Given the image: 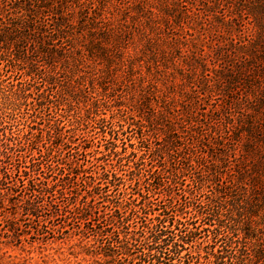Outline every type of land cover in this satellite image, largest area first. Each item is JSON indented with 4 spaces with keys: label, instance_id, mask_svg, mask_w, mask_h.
<instances>
[{
    "label": "trees",
    "instance_id": "obj_1",
    "mask_svg": "<svg viewBox=\"0 0 264 264\" xmlns=\"http://www.w3.org/2000/svg\"><path fill=\"white\" fill-rule=\"evenodd\" d=\"M118 2L113 8L110 0H0V243L19 246L66 234L79 236L112 264H264V249L246 245L258 244L250 239L254 224L247 214L264 189V0H241L229 14L204 8L206 16L221 13L215 17L220 22L251 16L260 29L243 46L247 65L236 64L235 75L215 69V80L205 78L206 90L196 84L193 68L187 69L206 67L203 54L179 33L166 32L184 29L195 4ZM147 58L157 69L162 59L175 71H187L190 89L180 94L147 81ZM3 68L18 78L5 81ZM118 82L139 90L149 110L126 128L116 112L99 113L102 93ZM240 87L244 97L235 98ZM62 91L66 97L89 95L80 116L69 119V131H84L81 120L84 127L96 126L103 149L93 150L94 140L82 133L66 138L61 111L72 110L60 104ZM207 91L210 100L227 96L221 110L200 112V94ZM23 106L38 119L54 110L48 141L34 132L35 120L18 119ZM136 124L139 145L126 137ZM187 140L195 145L193 156L184 152ZM145 156L156 161L148 170ZM186 172L193 184L184 183ZM206 188L205 198L195 202ZM204 233L205 254L189 250L203 245Z\"/></svg>",
    "mask_w": 264,
    "mask_h": 264
},
{
    "label": "rangeland",
    "instance_id": "obj_2",
    "mask_svg": "<svg viewBox=\"0 0 264 264\" xmlns=\"http://www.w3.org/2000/svg\"><path fill=\"white\" fill-rule=\"evenodd\" d=\"M110 1V5L113 8L118 7L119 0ZM240 1L241 0H191V4H195V15L189 20V24L184 25V29L178 27L176 30H173L171 28V30L168 31V29H166V32H171L172 35L173 31L179 33V36L183 37V39H181L183 43L189 46V48H193V50H196V52L203 54V63L206 67L200 66V63L195 64L194 67H186L188 70L190 68H193V70L196 72L197 78H194V80H196V84L200 86L199 89L205 87L204 89L206 90L205 78L211 80L212 76V79H216L214 76L216 75L217 70L215 69H218V71H229V74L231 73L235 75L237 70L236 64L244 65L246 60L245 56L250 59V55L248 53H245V50L248 51V48L245 49L243 48V46L245 43L247 44L249 42H253V40L256 39L258 32H260V29L255 24L253 17L244 15L242 16V20L238 16L233 18L228 17L224 22H220L215 17L220 16L221 13H215V16L214 14L206 16L203 12L204 8L208 6H216V8H218L217 11L226 10V13L229 14L228 10H232L233 8H235V4H238ZM215 2L216 5H213L215 4ZM164 37L166 39L167 36L164 34ZM166 51L169 53L173 51L171 43L170 45H168ZM174 56L175 58L173 60L178 61L179 57L176 53L174 54ZM189 60L190 57L187 59V61ZM157 61L159 62L158 64L160 66V69L156 68V65L153 64V60H148V58L146 59V63L144 65L145 67L143 68L142 73L148 78L147 81L154 80L164 90L173 89L178 93L180 92V94L182 90L186 91L190 89L186 82L187 77H185L187 71H175L173 70L174 66L172 64H168V61L165 62V60L162 59H158ZM214 62H216V65H214ZM181 64L184 65V63ZM148 66L151 68L153 67L151 73H149L148 71ZM183 74L185 75L184 77ZM1 77L5 81L9 82L11 81L10 79L18 78V75H16L15 77L14 73L7 72V68H3ZM57 77L61 83L65 81L64 74L58 73ZM38 81L42 86H44L41 79ZM119 81H121V79ZM48 92L53 94L57 91L50 88V91ZM63 93L64 92L62 91L61 94L58 95L60 97V104L68 105L67 108H71L72 110L71 113H66L65 108L62 107L63 110L61 111L66 115L61 119L63 121L61 126L63 127V132L65 133L66 138L73 136L74 133L78 135L82 133L85 138L94 140L95 146L93 147V150L103 149L102 134H100L99 129L95 128L96 126L84 127L82 124L83 120H81V123L79 125L85 129L84 131H69V129L71 128L69 127V119L71 122H74L75 116H80L79 112L81 111V108L84 107L85 100H87V97L89 95L86 92H83L77 94L76 96L74 95L66 97ZM106 93V95L102 93V96L100 97V115L103 117H109L112 112H116L117 116L115 120H125L126 124L125 122H122V125H124L125 128L127 127V122L136 121L137 123V121L141 120V117L143 118L144 115L147 116L149 113V110L144 109L142 106L144 100H142L141 96L139 95V90L135 92V89L127 88L124 83L118 82L117 84H113L111 87H109V90ZM233 93L235 94V98L244 97V92L241 90V87L239 89H236ZM205 94L206 95L200 94V96L203 98V101L201 102L202 104L199 107L200 110H202L200 111L201 113H210V111L212 110L222 109V105L227 98L226 95L221 94L219 96H215L214 93L213 95L215 97L213 98V100H210L209 92L207 91L205 92ZM93 96L96 95L94 94ZM72 98H75L76 101ZM37 112H39V110ZM35 114L36 111L34 109H31V107L27 109L25 106H23L20 110V113H18V119L22 122H24L25 120H29V122L35 120L36 122L32 124L36 128L34 132H40V136H42L41 138L48 141L49 136L47 130L49 129V124L47 122L49 119H52L51 116L55 115L54 110H46L42 114V119H38L40 117H37V115ZM38 116H41V114ZM44 119L47 121L45 122ZM137 125L138 124L128 129L126 137L128 136V138H131L132 140L129 142V144L134 143L136 145H139L135 138ZM110 127H112V124H109L108 130H110ZM77 138L80 137H76V139ZM77 140V142H80L79 139ZM183 143V146H185L184 152L186 156H193V146L195 145H192L188 140L186 142L183 141ZM98 146H101V148H99ZM203 150L206 151L205 155H210L207 147H203ZM217 156L220 158L223 157L222 154H218ZM145 158L146 161L148 160L147 165L145 166L147 170L150 169L153 165H156V161H150L151 158H149V156H145ZM212 159L213 158H210L209 156V158L206 160L209 161L208 164L211 163ZM98 163L103 164V161H100ZM182 166H186V163L185 165L182 164ZM193 169V172H196L197 176L203 178L204 173L199 168V166H195ZM124 170H127V167H125ZM191 176L193 175L189 174V172H186V177L183 178L184 183L193 184L191 181ZM192 186L196 187L195 185ZM176 189L177 188H175V190ZM209 190L210 188L204 189L202 194L200 193L201 197L198 196L195 202L198 203L203 200L205 198L204 194ZM163 194L166 193L163 192ZM247 215L250 220H253L254 224L251 228L252 230L254 226V230L251 233L250 239L255 240L256 242H258V244L252 246L251 242H247L246 245L250 248V251H252L253 248H255L256 251L260 248L264 249V189H261L259 191L258 198L256 199V202L253 204V206L250 207ZM201 225V220H197L196 226L200 227ZM205 236V233L202 234L201 239L199 240V242L201 243L204 242L203 245H201L200 247L189 248V250H191L192 252L200 250L204 255L208 250L205 243L207 241ZM258 258L262 259L263 254H259V257H257V259ZM109 261H111L110 258H106L102 254H98L94 248L90 247L86 242H82L79 236H69L65 234L63 236H57V238L49 239L46 241H36L34 243H30V241H24L23 244L19 246L0 243V264H112V262ZM114 264L127 263L121 262Z\"/></svg>",
    "mask_w": 264,
    "mask_h": 264
}]
</instances>
